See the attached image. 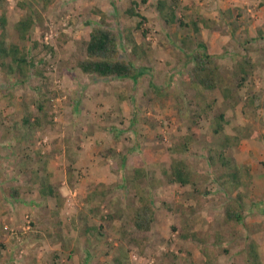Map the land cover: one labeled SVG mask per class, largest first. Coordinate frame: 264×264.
<instances>
[{"label": "rangeland", "instance_id": "rangeland-1", "mask_svg": "<svg viewBox=\"0 0 264 264\" xmlns=\"http://www.w3.org/2000/svg\"><path fill=\"white\" fill-rule=\"evenodd\" d=\"M131 1L56 0L44 8L41 0H0L8 43L42 60L37 64L42 74L27 83L0 68V264H204V246L216 251L214 264H253L252 239H244L240 224L225 221V196L216 183L223 170L208 159L234 127L243 135L264 127L255 121L261 99H256L253 75L236 76L238 56L212 54L251 56L256 45L246 40L250 13L227 9V24H200L194 34L192 24L167 25L158 14V0H135L145 17L137 28L140 20L126 14ZM177 3V17L185 23L199 17L211 23L218 9L204 0ZM96 9L108 15L112 30L131 27L143 45L146 56L136 63L149 70L137 84L84 74L78 67L92 29L84 23L99 22ZM30 15L35 22L23 40L18 24ZM234 26L237 37L230 36ZM215 32L230 36V42L223 46L213 39ZM197 42L215 56L214 91L204 90L193 75L192 54L204 51ZM123 43L121 57L135 61L131 45ZM221 114L225 118L219 119ZM218 125L222 128L215 133ZM174 161L191 167L195 185L170 182ZM107 178L113 182L98 181ZM43 189L53 194L43 196ZM140 197L149 198L154 210L147 232L134 225ZM16 212L13 225L10 214Z\"/></svg>", "mask_w": 264, "mask_h": 264}, {"label": "trees", "instance_id": "trees-1", "mask_svg": "<svg viewBox=\"0 0 264 264\" xmlns=\"http://www.w3.org/2000/svg\"><path fill=\"white\" fill-rule=\"evenodd\" d=\"M44 8L51 6L56 0H41ZM147 0H144L145 2ZM181 2V0H179ZM139 3L135 0L131 1V7L126 11V14L131 18H138L140 21L137 24V28H141L145 17L137 10ZM177 0H158L157 11L160 18L167 24L173 25L177 22H180V27L189 28L192 24V30L194 34H198L201 30V25L206 28H212L211 25L215 24L214 21L211 23L206 21L203 18L192 19L191 23H185L182 18L177 17ZM95 15L100 17L98 23H94L91 20H87L86 24L88 27H92L88 40L86 41L85 49V58L78 63V67L84 74L97 75L100 78H113L117 80H132L135 84L139 81L141 77L144 76L148 68L144 66H139L136 62L143 60V57L146 56L145 51L143 50V45H140L136 38L134 37L133 29L127 27L122 30V33L114 31L111 29V22L109 21L108 15L96 9L92 11ZM0 22L2 23V30L0 31V68L6 69L7 72L10 71L18 73L19 80L22 83H27L29 78L35 75H41L42 71L38 68V62L34 56L30 55V51L27 48H22L19 44L11 42L8 43L6 40V23L7 20L5 17H1ZM34 17L32 15L28 18L21 20L18 24L19 36L26 40L28 34L34 25ZM201 24V25H200ZM236 28L234 26L232 30V36L236 34ZM177 37V34H176ZM124 42L131 45V51L136 60L132 59H123L121 57V51ZM196 41V40H194ZM193 41V44H194ZM183 45H186L187 38H182ZM248 43V41H247ZM36 47V45L34 44ZM197 48L204 50L199 52H194L192 54V61L194 62L193 75L197 84L202 86L204 90L214 91L217 87L218 79V68L215 66V56H212L206 52V47L203 42H197ZM50 51L53 50L52 47H49ZM235 74L236 76H241V78L250 76L252 74V69L255 67V64L252 63V60L249 56L238 57V60L235 63ZM243 76V77H242ZM36 90H40L36 88ZM222 92L226 99L229 97L230 89L223 88ZM200 97L204 96V92H199ZM209 108H212L211 104H208ZM38 109L40 112L46 114L45 104L39 103ZM225 118V115L221 114L219 119ZM26 123H29L27 120ZM37 123H42L41 119L37 118ZM215 129V133L220 132V125ZM243 136V131L240 132ZM227 147L238 146L240 143V137L226 136ZM210 165L216 167L217 169L223 170L216 179V183L220 185L221 190L224 195H229L232 193V189L227 186L228 182L233 184H239L244 189H248L251 175L247 170H237L236 172L229 173L227 170L231 167V162L225 156V151H212L210 150V155L208 157ZM221 166V167H219ZM170 182L176 183L181 186L186 185H195L196 181L193 178L195 174L193 173L191 167L185 161H174L171 166L170 173ZM41 194L43 196L52 195L53 191L50 189V192L42 190ZM247 196L246 194L240 193L237 197L231 198L229 202H224V211L226 216V223L232 224H242L244 218L242 217L243 211V201ZM144 200V202H143ZM139 198L138 210L134 215V225L137 229L141 231H149L154 222V210L151 206L150 199ZM225 200V199H224ZM195 238V235H192ZM187 238V236H184ZM250 255L253 260V264H256L259 260L256 246L250 244ZM203 255L205 257L204 264H214L216 251L203 247Z\"/></svg>", "mask_w": 264, "mask_h": 264}, {"label": "crops", "instance_id": "crops-1", "mask_svg": "<svg viewBox=\"0 0 264 264\" xmlns=\"http://www.w3.org/2000/svg\"><path fill=\"white\" fill-rule=\"evenodd\" d=\"M204 2H207V5L209 7H211V3L212 5H214V3L217 4L216 6H214H218V9L216 12H213L214 15L212 18V21L216 22L217 24H227L225 23L226 20L224 19L223 13L227 9H235L236 7L237 10H244L250 13L249 16L251 17V19L249 20V22H251V24L248 29L243 26L242 30L245 31L246 29L248 31L249 37L246 40H249L252 46L256 45V47L252 48L253 52L252 54H250L251 56H249L252 60V63L255 64V67L252 69L253 81L251 82V84L255 92H257L255 93L258 97H256V99H258V101L259 99H261V103H256V108H258V110H256L257 116L255 118V121L258 119V121L262 122L264 126V45L258 47L259 43H264V0H204ZM102 10L105 11V7H102ZM86 22L87 21H85L84 25L87 26ZM213 35V39L219 40V42L222 43L223 46H226L230 42L229 38L232 35V31L230 33V36H222L221 34L217 35L216 32L213 33ZM222 52L223 50L212 54H217V56L222 57H225L227 55H234V57H239V55L242 54L239 51H237V53L235 54L231 53L230 51L227 53ZM243 56L245 57L248 55L244 54ZM248 104L252 106V101L250 100ZM240 110L242 111L240 112L242 115L244 114L247 116V109L242 110V108H240ZM234 112L237 116H239V111L237 109H235ZM249 113L251 115L253 112L251 113V111H249ZM242 118H244V120H247V118L245 117ZM242 118H240V121ZM248 118H250L251 120L254 119L253 116H249ZM240 121L238 122L239 125L242 124ZM237 128L238 126L234 127L231 133L226 132V134L227 136L230 135L232 137H240L241 140L238 146L235 145L234 147H227L226 139L224 137L223 142L221 141V147L219 148V150L222 152L225 151V156L228 160L231 159L230 156L234 158L235 165L231 164V167H229L227 170L229 173L236 172L237 170H247L251 175V180L248 189H244L239 184L232 185L231 182H228L227 186L232 189V193H230L229 195H224L225 202H229L230 197L235 198L240 193H247V196L244 198L242 205V217L244 219L247 218L250 225L248 227V225L244 221L243 223L246 224V226L245 228H243V223L241 224L242 230H244V239L247 240L248 236H250V238L252 239L250 244H253L254 247L256 246L258 257H260L261 259L260 264H264V127L261 129L259 128L253 133L249 132V134L243 136H241L240 132L235 131ZM223 136L224 135H222V137ZM230 151H232V153ZM98 181H104L107 184L113 182V180L110 181L109 178L102 180L99 179ZM9 200L15 201L18 199L12 197ZM4 201L10 202L5 198ZM1 211H3V209ZM1 211L0 217H3ZM223 214L225 216V212ZM17 215V212L14 213V216L10 214V218L13 219L11 224L14 225L16 223L15 216ZM10 240L8 239L7 242H11ZM245 249L246 247L243 246V248L240 250ZM6 251L11 253L12 249L7 246Z\"/></svg>", "mask_w": 264, "mask_h": 264}]
</instances>
